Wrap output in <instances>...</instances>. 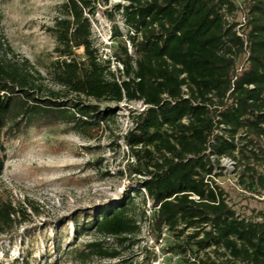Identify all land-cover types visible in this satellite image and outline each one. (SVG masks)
Returning <instances> with one entry per match:
<instances>
[{
  "label": "trees",
  "instance_id": "1",
  "mask_svg": "<svg viewBox=\"0 0 264 264\" xmlns=\"http://www.w3.org/2000/svg\"><path fill=\"white\" fill-rule=\"evenodd\" d=\"M124 1L116 6L131 29L133 52L125 46L122 55L116 53L115 70L92 47L87 13L94 14L95 0L64 1L62 15L49 27L58 53L49 74L58 89L29 58L2 51L0 36V175L8 144L31 125L65 122L93 139L115 121L118 104L142 101L123 136L141 162L136 186L116 202L69 217L76 235L88 227L124 244L141 228L131 192L145 190L155 209V234L167 228L185 236L204 252L198 264H264V211L254 217L238 212L215 180L223 156L238 163L249 153L264 161V0ZM238 11L246 19L239 28ZM81 47L86 60L76 55ZM103 101L115 106L102 107ZM253 181L264 184V174ZM29 216L23 205L0 195V238ZM60 246L56 239L53 252ZM87 248L86 255H120L102 241ZM42 262L29 245L2 264Z\"/></svg>",
  "mask_w": 264,
  "mask_h": 264
},
{
  "label": "rangeland",
  "instance_id": "2",
  "mask_svg": "<svg viewBox=\"0 0 264 264\" xmlns=\"http://www.w3.org/2000/svg\"><path fill=\"white\" fill-rule=\"evenodd\" d=\"M64 1L0 0V36L4 43L1 50L9 57L29 58L55 89L60 86L52 82L49 69L58 57L54 50L57 38L49 27L62 15ZM120 1L127 3L95 0L94 14L87 13L92 25V47L101 59H111L114 70L120 66L116 53L122 55L125 46L133 52L131 29L123 10L116 6ZM244 14L238 11L234 19L241 21ZM76 55L86 60L83 47L76 49ZM101 105L112 107L115 103L103 101ZM116 108L115 121L93 139L65 122L42 123L31 125L19 139L8 144L6 165L0 175V195L23 205L30 216L17 224L10 236L0 238V264L12 261L29 245L34 247L42 264H198L199 257L205 256L203 251L198 253L187 244L185 236L179 237L167 228L159 236L155 234V209L145 190L131 192L141 228L124 244L116 237H105L88 227L76 235V223L69 217L103 203L116 202L133 191L140 177L135 168L141 162L123 136L132 124V113L142 110L144 104L139 100L123 101ZM247 155L249 158L241 156L238 163L223 159L215 172L219 173L220 167L223 171L215 180L238 212L254 217L264 211V184L253 181L264 174V161ZM59 222L56 230L54 223ZM24 234L28 236L22 241ZM56 239L61 248L53 252ZM95 240L116 247L120 255L115 258L86 255L87 244ZM49 249L51 254L46 257Z\"/></svg>",
  "mask_w": 264,
  "mask_h": 264
},
{
  "label": "built area",
  "instance_id": "3",
  "mask_svg": "<svg viewBox=\"0 0 264 264\" xmlns=\"http://www.w3.org/2000/svg\"><path fill=\"white\" fill-rule=\"evenodd\" d=\"M245 21H246V19H245V16L243 15V16H242V20H241L240 24L238 25V28H239L242 24H244ZM239 69H240V68H239ZM185 89H186V88H185ZM185 96H187V95H185ZM212 158H213V160L216 159V157H212ZM227 158H229V159L232 160L231 157L223 156V157L220 158V161H222L223 159H227ZM233 160H234V159H233ZM234 162H235V161H234Z\"/></svg>",
  "mask_w": 264,
  "mask_h": 264
}]
</instances>
